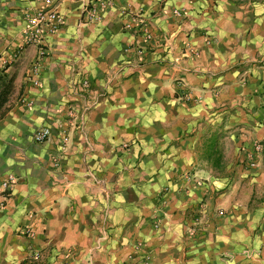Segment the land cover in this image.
<instances>
[{
    "label": "crops",
    "instance_id": "0c3cea01",
    "mask_svg": "<svg viewBox=\"0 0 264 264\" xmlns=\"http://www.w3.org/2000/svg\"><path fill=\"white\" fill-rule=\"evenodd\" d=\"M114 2L93 21L87 0H57L64 24L48 35L41 58L23 33L24 12L38 1L0 0V182L16 178L7 196L0 192V264H130L135 240L152 247L155 264H220L229 251L237 254L229 264H264V152L253 168L243 152L264 143V0ZM137 20L154 39L147 63L136 73L125 68L107 87L124 48L141 36L126 28ZM186 42L197 57L182 56ZM38 60L33 85L27 74ZM75 67L97 97L82 122L67 111ZM49 119L68 134L57 167L49 144L31 140ZM214 135L218 170L208 155L217 146L204 151ZM187 177L202 186L185 196L175 185ZM204 185L216 190L219 213L189 246L185 212ZM164 187L161 198L171 201L157 210L155 229L154 196ZM104 229L109 238L101 241Z\"/></svg>",
    "mask_w": 264,
    "mask_h": 264
},
{
    "label": "built area",
    "instance_id": "2783aa9c",
    "mask_svg": "<svg viewBox=\"0 0 264 264\" xmlns=\"http://www.w3.org/2000/svg\"><path fill=\"white\" fill-rule=\"evenodd\" d=\"M38 5L28 9L24 12L26 26L24 28V38L28 40H35L40 45L41 58L47 56L45 53V47L47 43L48 35L54 33L57 28L64 24V19L61 14L57 11V0H37ZM115 0H87L84 5L88 10V17L93 21H99L103 16V13L114 6ZM142 10L139 9L141 14ZM182 12L177 9L172 10V16L176 19H181ZM141 16L138 19L141 20ZM142 22L139 20L134 25H127L128 31L134 34H140L137 36L131 45L124 48L125 58L118 63L117 67L111 71L107 79L105 80L107 87H114L115 77L123 73L125 68H131V73L139 72L147 63V55L152 48L153 36L146 29L142 28ZM152 36V37H151ZM188 52V54H187ZM181 54L184 58L197 57L199 55L197 50L190 48L188 43H184L181 48ZM179 57H168L166 62L170 66H175ZM41 63L38 61L33 64L27 74V78L33 85H39L40 80L38 77ZM182 86L184 87V80L181 78ZM68 93L70 94V106L67 108L68 116L71 122L79 121L82 122L87 113L93 109L97 102L96 93H93L91 81L86 75L79 70L77 67L73 69V75L68 83ZM183 90H185L183 88ZM184 91L183 96L187 93ZM31 140L35 143H47L49 144V156L50 160L57 167L61 164L64 155L66 153L68 145V134L64 131L62 124L59 120H47V123L43 126L35 129L31 134ZM126 145V144H125ZM123 145L124 147H126ZM245 158L248 160V167L253 168L256 166L257 155L264 152V143L257 142L253 147L252 151H248L243 148ZM16 182V178L13 174H7L1 181V192L4 196H7L10 192L13 184ZM33 236V232H28Z\"/></svg>",
    "mask_w": 264,
    "mask_h": 264
},
{
    "label": "rangeland",
    "instance_id": "374dc122",
    "mask_svg": "<svg viewBox=\"0 0 264 264\" xmlns=\"http://www.w3.org/2000/svg\"><path fill=\"white\" fill-rule=\"evenodd\" d=\"M225 130L229 131L230 129H225ZM220 134L227 135V133L226 132L223 133V131ZM218 140L219 139H217L216 141ZM221 142L223 143V141ZM227 143H228V140H227ZM215 146H217V143L214 144V148ZM216 148H217L216 151L212 153H214L215 156H217L218 154L221 155L220 153V151L222 150L221 145L220 147L217 146ZM208 150H210L209 149V139L204 145V151L208 152ZM215 168L218 170L219 167L217 166ZM175 186H176L177 192H179L180 194L183 193V195L187 196L190 190L191 191L194 190V188H196L197 186L201 187L202 182L200 179L197 180L196 178H193L190 180L189 177H187L186 181L182 183H176ZM212 190L213 189H210L208 188V186L204 185L203 195L201 196L200 201H198L196 206H189L186 209L185 214H186V219H187V225L182 234H183L184 242L188 244L189 246H192V244H197L199 242L204 231L208 229V228L206 229L204 228L207 225V223L215 224L214 220L217 218L219 210L212 205V202L215 199V192H216V190L214 191ZM0 192H1V186H0ZM164 192H167V187L162 188L160 192L154 196V198L157 199V202L155 203L156 211L152 213L150 218H151V223L155 229L158 228V223L160 222V214L158 213L157 210L159 208L163 209L167 207L168 201L169 202L171 201V199H168V198H161ZM211 206L212 208H209ZM211 232H214V231L212 230ZM99 238L101 241L107 240L109 238V233L104 229L99 235ZM196 247L199 250L198 254H201V255L204 254L202 250V246H196ZM133 248H134L133 249L134 252L130 253L128 256V259L130 260L129 262L130 264H155L153 249L146 242L135 240V245L133 246ZM182 248L184 249V253L181 256H184L185 249H189V247H182ZM33 255L35 256L33 260H35V262H40V256L38 252H36ZM236 255H237L236 253L230 252V251L222 253L220 257L224 259V262L221 260V262L223 263H220V264H229Z\"/></svg>",
    "mask_w": 264,
    "mask_h": 264
},
{
    "label": "trees",
    "instance_id": "16d2710c",
    "mask_svg": "<svg viewBox=\"0 0 264 264\" xmlns=\"http://www.w3.org/2000/svg\"><path fill=\"white\" fill-rule=\"evenodd\" d=\"M217 140V137L216 135L212 136L209 140V149L212 150L214 148V144H215V141ZM210 158L213 159V165L215 167H219L220 165V159H221V155L218 154L217 156L214 155V153H212V151H210V153L208 154Z\"/></svg>",
    "mask_w": 264,
    "mask_h": 264
}]
</instances>
